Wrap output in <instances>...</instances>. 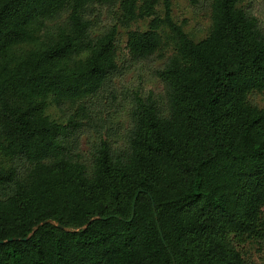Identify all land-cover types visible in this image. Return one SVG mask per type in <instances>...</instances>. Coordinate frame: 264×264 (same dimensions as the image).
Masks as SVG:
<instances>
[{
    "label": "trees",
    "instance_id": "trees-1",
    "mask_svg": "<svg viewBox=\"0 0 264 264\" xmlns=\"http://www.w3.org/2000/svg\"><path fill=\"white\" fill-rule=\"evenodd\" d=\"M210 8L196 42L172 0H0V264H254L264 20L249 0ZM156 57L164 92L127 97L122 136L115 81Z\"/></svg>",
    "mask_w": 264,
    "mask_h": 264
},
{
    "label": "rangeland",
    "instance_id": "rangeland-1",
    "mask_svg": "<svg viewBox=\"0 0 264 264\" xmlns=\"http://www.w3.org/2000/svg\"><path fill=\"white\" fill-rule=\"evenodd\" d=\"M253 5L256 16L260 20H264V0H249ZM161 14L164 13V6L158 8ZM172 15L174 20L179 24H185V32L194 41L199 42L205 39L209 33L211 26V8L210 0H172ZM147 23L140 22L135 28L145 30ZM127 36L126 31H121L120 36V50L121 58L127 57ZM164 60L158 57L150 62H142L131 67L127 73L115 81L116 90L119 93V104L121 112L118 115V121L122 124L124 130L123 135L129 125V111L130 105L127 97L135 92L148 94L149 92L155 94H162L164 92L163 84L156 78L155 71L163 66ZM251 102L259 109H264V93H254L250 97ZM109 110L113 108L109 107ZM75 109L70 105L61 110L56 105H49L47 109V116L57 122H65L67 118L74 113ZM97 139L95 134L88 133L82 142V152L88 155L91 151V145ZM243 252L247 260L254 264H264V244L260 245L255 242H248L243 247Z\"/></svg>",
    "mask_w": 264,
    "mask_h": 264
},
{
    "label": "water",
    "instance_id": "water-1",
    "mask_svg": "<svg viewBox=\"0 0 264 264\" xmlns=\"http://www.w3.org/2000/svg\"><path fill=\"white\" fill-rule=\"evenodd\" d=\"M135 201H136V199H135ZM134 208H135V202H134ZM47 223H49V222H44V223L41 224V225H44V224H47ZM51 223H52V222H51ZM58 227H59V228H62L61 226H58ZM9 241L11 242V241H13V239H10ZM1 243H3V242H1Z\"/></svg>",
    "mask_w": 264,
    "mask_h": 264
}]
</instances>
